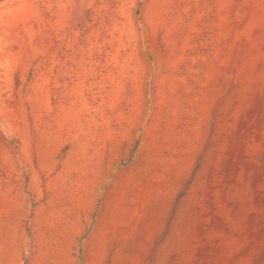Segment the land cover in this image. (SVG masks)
Here are the masks:
<instances>
[{"label":"rangeland","instance_id":"obj_1","mask_svg":"<svg viewBox=\"0 0 264 264\" xmlns=\"http://www.w3.org/2000/svg\"><path fill=\"white\" fill-rule=\"evenodd\" d=\"M0 264H264V0H0Z\"/></svg>","mask_w":264,"mask_h":264}]
</instances>
